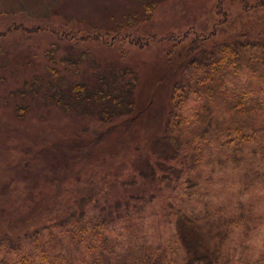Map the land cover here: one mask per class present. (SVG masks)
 I'll return each mask as SVG.
<instances>
[{"label": "rangeland", "instance_id": "rangeland-1", "mask_svg": "<svg viewBox=\"0 0 264 264\" xmlns=\"http://www.w3.org/2000/svg\"><path fill=\"white\" fill-rule=\"evenodd\" d=\"M254 1L263 4L259 11L246 12L243 0H0V264L25 256L39 263L37 241L18 250L4 244L6 234L37 231L55 259L89 264L91 253L78 243L83 226L91 234L89 222L104 206L130 197L143 199L131 201L136 223L90 237L97 250L108 239L123 253L124 238L136 235L165 264L202 255L217 264H264L258 143L224 146L227 134L197 141L193 117L167 131L183 44L212 32L207 44L264 35V1ZM78 84L85 96L104 89L105 99L78 97ZM251 88L261 97L264 80ZM120 94L131 112L114 102ZM106 106L121 115L103 125ZM226 119L229 127L237 120L233 111ZM183 143L197 154L175 160Z\"/></svg>", "mask_w": 264, "mask_h": 264}, {"label": "trees", "instance_id": "trees-1", "mask_svg": "<svg viewBox=\"0 0 264 264\" xmlns=\"http://www.w3.org/2000/svg\"><path fill=\"white\" fill-rule=\"evenodd\" d=\"M243 1L246 12L259 11L258 8L263 7V4L255 3L254 0ZM192 30L186 31L183 37H179L175 45L181 46L184 40L195 32ZM213 35L214 33L212 32L211 36L204 38L201 34H195L192 36L193 39L183 44L185 51L183 48L182 50L185 58L179 63L182 76L174 83L171 98L172 109L167 131L171 132L174 129L182 128L190 123V118L193 117L195 119L193 124L200 130L194 134L197 141L204 138L208 139L212 135L227 134L230 142L228 141L224 146L235 143V146L237 145L235 148L240 150L243 144H251L256 141L258 143L257 154L264 161V94L261 93L260 97L254 91H259V89L251 88V85L255 84V86H258L264 80V35L253 36L249 33H239L229 41L207 44L210 43L208 41ZM176 46L175 48H177ZM129 74V72H126L124 75ZM132 80L134 81V79ZM104 87L107 88L106 83ZM128 87L127 93L123 91L122 93L130 94L134 88V83H129ZM103 90L98 89L96 93H88L85 96L88 92L85 85L78 84L73 88L78 97L88 100L95 99L97 102L105 99ZM56 95H59L57 96L59 98L58 102L62 103L65 95L62 93H57ZM113 99L117 106L127 105L128 111L131 112L132 103L125 104L123 94ZM220 108L225 110H220ZM230 111H233L234 116L237 118L236 121L231 122L232 127L225 124L227 121L226 115ZM118 115H121L120 111L106 106L101 111L100 122L106 125ZM189 150L191 148L184 145V143L176 146L174 159H179L183 153L184 156L190 157H194L197 154V151L190 154L188 153ZM231 156L236 163L243 161L242 158L237 157L235 154ZM137 200L143 199L142 197H130L125 202L122 201V205H117V202L111 207L109 204H105L106 206L102 208L104 215L97 216L95 221L91 220L89 222L92 225L91 234L84 230L86 225L83 226L82 231H80L82 237L78 240V243H85L91 253V262L89 264H165L162 259L154 257L156 253L153 247L151 248L145 244L147 239L142 238L140 240L136 235H133L132 241H129L128 237L124 238L123 253L118 251L119 245L109 244L107 238L106 241L103 240L101 242L100 251L93 245L94 240H90V237L98 240V237L102 236L103 233L123 232L129 226L134 225L136 222H133L134 218H132L130 207L135 206L131 201ZM142 212L143 210L140 213ZM141 218L138 217L137 220ZM122 219L124 223L121 222ZM75 220L76 224L81 221L79 217ZM66 224V222L62 223V227L66 226ZM75 234L74 237H77V232ZM85 235H87V238L84 237ZM4 237L6 238L4 239L5 243L3 242L4 240L1 243L8 245L10 249L18 250L23 244L28 245L29 241H37V245L45 250V244L40 240L39 231L32 235L27 233L21 237L18 236L16 239H13L8 234L4 235ZM44 250L38 253L41 255L39 263H36L37 261L34 257L31 259L29 256H25L21 258L19 264H70L65 256H58V259H55L54 256ZM215 260L220 262L218 258ZM216 261L212 262V258L202 255L190 259L187 264H217ZM3 262L8 264L5 260Z\"/></svg>", "mask_w": 264, "mask_h": 264}]
</instances>
